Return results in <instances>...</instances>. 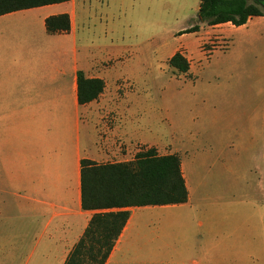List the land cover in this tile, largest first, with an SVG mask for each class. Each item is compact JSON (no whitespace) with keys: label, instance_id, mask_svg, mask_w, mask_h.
I'll list each match as a JSON object with an SVG mask.
<instances>
[{"label":"crops","instance_id":"0c3cea01","mask_svg":"<svg viewBox=\"0 0 264 264\" xmlns=\"http://www.w3.org/2000/svg\"><path fill=\"white\" fill-rule=\"evenodd\" d=\"M89 11L78 20L67 0L0 14V264H64L92 215L116 210L81 207V160L98 157L101 131L120 128L101 111L115 109L107 92L120 77L90 39ZM62 13L69 29L48 32L45 19ZM78 73L101 79L102 92L80 103ZM184 166L187 201L130 207L104 264L249 262L246 214L194 204Z\"/></svg>","mask_w":264,"mask_h":264},{"label":"rangeland","instance_id":"374dc122","mask_svg":"<svg viewBox=\"0 0 264 264\" xmlns=\"http://www.w3.org/2000/svg\"><path fill=\"white\" fill-rule=\"evenodd\" d=\"M76 2L78 20L88 5L90 39L120 77L106 96L115 109L101 110L118 114L120 128L101 131L89 160L127 162L151 146L176 153L192 202L246 214L247 264H264V17L236 30L200 22L199 0ZM176 51L186 72L168 63Z\"/></svg>","mask_w":264,"mask_h":264},{"label":"trees","instance_id":"16d2710c","mask_svg":"<svg viewBox=\"0 0 264 264\" xmlns=\"http://www.w3.org/2000/svg\"><path fill=\"white\" fill-rule=\"evenodd\" d=\"M67 0H0V14ZM264 15L256 1L199 0L197 16L200 22L213 26L230 22L244 24L250 17ZM48 32L67 31L66 13L45 19ZM200 29L193 24L180 32ZM168 63L180 72L189 69V61L179 51ZM103 88L98 78H85L78 73V100L94 99ZM81 207L87 210L116 209L95 212L82 236L68 253L64 264H104L128 216L130 207L179 204L187 201L188 192L176 153L160 155L156 148L143 147L133 160L115 163H96L81 160Z\"/></svg>","mask_w":264,"mask_h":264},{"label":"water","instance_id":"95a60500","mask_svg":"<svg viewBox=\"0 0 264 264\" xmlns=\"http://www.w3.org/2000/svg\"><path fill=\"white\" fill-rule=\"evenodd\" d=\"M258 5L264 10V0H255Z\"/></svg>","mask_w":264,"mask_h":264}]
</instances>
